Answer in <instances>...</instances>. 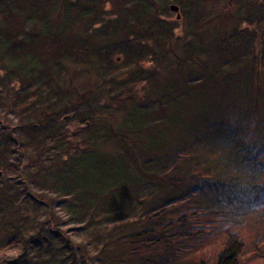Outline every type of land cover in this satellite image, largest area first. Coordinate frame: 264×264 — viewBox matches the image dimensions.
<instances>
[{
	"label": "trees",
	"instance_id": "16d2710c",
	"mask_svg": "<svg viewBox=\"0 0 264 264\" xmlns=\"http://www.w3.org/2000/svg\"><path fill=\"white\" fill-rule=\"evenodd\" d=\"M262 147L264 0H0V264H264Z\"/></svg>",
	"mask_w": 264,
	"mask_h": 264
},
{
	"label": "rangeland",
	"instance_id": "374dc122",
	"mask_svg": "<svg viewBox=\"0 0 264 264\" xmlns=\"http://www.w3.org/2000/svg\"><path fill=\"white\" fill-rule=\"evenodd\" d=\"M54 1H56V3H57L60 0H54ZM61 1H62V3H64L65 1L69 2V1H72V0H61ZM110 6H111V4H110ZM112 6H113V4H112ZM108 7H109L108 4L105 5V8H108ZM170 15L173 16L172 13H170ZM61 21H62V18H60V21H57L58 26L55 25L54 27H47L48 32H50L53 35H58V34L64 32V31H68L66 33L68 34L67 38H69V39L70 38L76 39L77 36L78 37H82L83 41H84V39H88V37H84V35H85L84 33L82 34V29L81 30H74V28L71 29V30L64 29L65 25L62 24ZM95 28L97 29L96 33H99V34H101L102 32H105V33L108 32V30L106 28H104L103 25L100 26L98 24L97 26H95ZM60 40L62 41V39H60V38L57 39V41H60ZM45 41L46 40L44 38L28 40V46L30 45L29 43H31V45L34 47L35 45H37V43L39 44V43L45 42ZM61 41L59 42V46H62ZM60 43H61V45H60ZM56 52L59 54V50L56 51ZM58 54H49V55H47V60L50 61V62L48 63L46 61V59L44 60V68L45 69H48V67H49L48 65L52 66V64H50V63H52V59H56L57 58ZM121 58L122 57L113 56V59H115L117 62H119L121 60ZM68 65H70V64H68ZM77 67L78 66H76V65L73 66L72 71H71V73H73V74L70 75L71 77L73 76V80H74L75 83L78 82V75H79L78 74L79 73V68H77ZM50 68H52V67H50ZM92 77H91V79L95 80V76H92ZM204 103H206V102H204ZM254 129H256V128H254ZM259 136L260 135L256 134V131H255L254 134H253V138H250L248 140V142L251 143L254 140H258V142H259L261 140V138ZM255 145H257V144H255ZM261 149H263L262 156L260 154L257 155V156H254L252 158L253 160L252 159H248V160L245 159V161H243V160H241L239 158H233V157L229 156L227 164H224V168H226V166L228 165L227 167H230V168L233 169V170H231V172L229 174L232 178L226 177V180L229 179L230 182L232 183L230 185L231 188L233 186H234L233 189L236 188V190H237L236 194H238L240 191L245 194V196L243 195L244 199H245V197L248 198V199L251 198V195L249 193H247V191H248L247 188L250 185H256L258 183L259 184L260 183L264 184V166L262 165V163L264 162V147H262ZM254 150H258V149H254ZM252 151L250 152V154H252V156H253V152ZM214 153H215V150H208V152L206 150V158H207V160H211L212 155ZM32 173H33L32 175L29 174V175L26 176L28 178V180H29V184H31V189L36 191V192L43 193L46 196V199L51 198V197H56V200L57 199L59 200L58 195L56 194L57 190H55L54 188L53 189L50 188V187H49V189L39 188V186L37 185V180L39 179V177H38V175H36V173H37V169L36 168H32ZM1 174H2V172L0 171V177H1ZM4 176L2 174V177H4ZM228 187L229 186H225V188H228ZM241 192L239 193L240 195H241ZM241 198H242V196H241ZM232 202L233 203H230V202L228 203V207L229 208H231V207L233 208L234 207V209L236 208V214H238V217H240L241 219H244L247 223H249V225L251 227L257 228L256 230L258 231L259 235L264 233V207L262 205H258V202H257V204H255V202L249 201L247 204H244L242 206V204L244 202L243 201L240 202V200L237 202L236 199H233ZM60 204H61V201L55 202L53 204L52 213H53L54 210L56 211L54 213V215H59L60 209L63 208ZM28 214H30V213H28ZM41 214H42V211L40 210L35 215H37L36 217H39ZM60 215H61V213H60Z\"/></svg>",
	"mask_w": 264,
	"mask_h": 264
},
{
	"label": "water",
	"instance_id": "95a60500",
	"mask_svg": "<svg viewBox=\"0 0 264 264\" xmlns=\"http://www.w3.org/2000/svg\"><path fill=\"white\" fill-rule=\"evenodd\" d=\"M170 9L175 12V14H176L175 17L178 19L179 18L178 7L176 5H171Z\"/></svg>",
	"mask_w": 264,
	"mask_h": 264
},
{
	"label": "snow or ice",
	"instance_id": "6c2138e0",
	"mask_svg": "<svg viewBox=\"0 0 264 264\" xmlns=\"http://www.w3.org/2000/svg\"><path fill=\"white\" fill-rule=\"evenodd\" d=\"M11 241L8 238H4V240L2 241V243L4 244H9Z\"/></svg>",
	"mask_w": 264,
	"mask_h": 264
},
{
	"label": "clouds",
	"instance_id": "9594fccd",
	"mask_svg": "<svg viewBox=\"0 0 264 264\" xmlns=\"http://www.w3.org/2000/svg\"><path fill=\"white\" fill-rule=\"evenodd\" d=\"M0 251H4V250H0ZM17 251H19L18 249L12 250L11 254H15Z\"/></svg>",
	"mask_w": 264,
	"mask_h": 264
}]
</instances>
